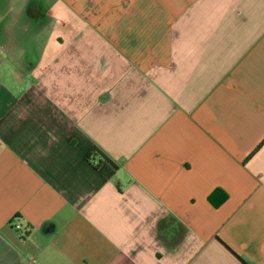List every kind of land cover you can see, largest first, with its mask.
<instances>
[{
	"label": "crops",
	"instance_id": "0c3cea01",
	"mask_svg": "<svg viewBox=\"0 0 264 264\" xmlns=\"http://www.w3.org/2000/svg\"><path fill=\"white\" fill-rule=\"evenodd\" d=\"M243 261L264 264V0H0V264Z\"/></svg>",
	"mask_w": 264,
	"mask_h": 264
},
{
	"label": "trees",
	"instance_id": "16d2710c",
	"mask_svg": "<svg viewBox=\"0 0 264 264\" xmlns=\"http://www.w3.org/2000/svg\"><path fill=\"white\" fill-rule=\"evenodd\" d=\"M90 160L93 162V156L90 157ZM99 165H100V163H98L95 166L98 167ZM227 198H228V196H227V194L225 192H223L222 190H216L209 197V201L215 208H218L221 204H223L227 200ZM20 232L23 233V236H24L23 238H25V237H27L29 235V230H27V229H23ZM243 264H246V263L243 261Z\"/></svg>",
	"mask_w": 264,
	"mask_h": 264
},
{
	"label": "built area",
	"instance_id": "2783aa9c",
	"mask_svg": "<svg viewBox=\"0 0 264 264\" xmlns=\"http://www.w3.org/2000/svg\"><path fill=\"white\" fill-rule=\"evenodd\" d=\"M14 228L18 233L23 230L22 226L19 223H15Z\"/></svg>",
	"mask_w": 264,
	"mask_h": 264
}]
</instances>
